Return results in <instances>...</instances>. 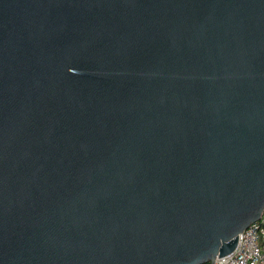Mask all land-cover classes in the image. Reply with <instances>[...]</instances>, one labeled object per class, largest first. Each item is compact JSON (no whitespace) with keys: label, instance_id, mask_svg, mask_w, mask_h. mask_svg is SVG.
<instances>
[{"label":"water","instance_id":"95a60500","mask_svg":"<svg viewBox=\"0 0 264 264\" xmlns=\"http://www.w3.org/2000/svg\"><path fill=\"white\" fill-rule=\"evenodd\" d=\"M264 214V0H0V264H213Z\"/></svg>","mask_w":264,"mask_h":264},{"label":"built area","instance_id":"2783aa9c","mask_svg":"<svg viewBox=\"0 0 264 264\" xmlns=\"http://www.w3.org/2000/svg\"><path fill=\"white\" fill-rule=\"evenodd\" d=\"M213 264H264V214L238 234L231 253L218 256Z\"/></svg>","mask_w":264,"mask_h":264},{"label":"trees","instance_id":"16d2710c","mask_svg":"<svg viewBox=\"0 0 264 264\" xmlns=\"http://www.w3.org/2000/svg\"><path fill=\"white\" fill-rule=\"evenodd\" d=\"M208 264H210V263H208Z\"/></svg>","mask_w":264,"mask_h":264}]
</instances>
